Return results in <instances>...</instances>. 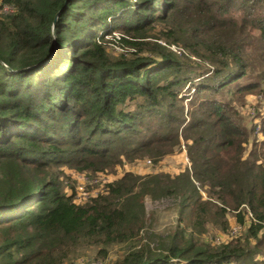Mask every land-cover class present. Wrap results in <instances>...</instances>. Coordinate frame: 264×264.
I'll return each instance as SVG.
<instances>
[{
  "label": "trees",
  "instance_id": "16d2710c",
  "mask_svg": "<svg viewBox=\"0 0 264 264\" xmlns=\"http://www.w3.org/2000/svg\"><path fill=\"white\" fill-rule=\"evenodd\" d=\"M249 95L264 98V0H0V264L114 246L109 264H264V115L234 105ZM181 142L175 178L126 172L82 204L66 192L64 168L157 163ZM168 197L175 226L147 234L144 199ZM227 215L250 216L244 234L203 241Z\"/></svg>",
  "mask_w": 264,
  "mask_h": 264
},
{
  "label": "rangeland",
  "instance_id": "374dc122",
  "mask_svg": "<svg viewBox=\"0 0 264 264\" xmlns=\"http://www.w3.org/2000/svg\"><path fill=\"white\" fill-rule=\"evenodd\" d=\"M113 36L114 38H117L118 35L117 33H114ZM111 37L106 38V41H110L108 43V49L116 55L120 54L121 50L111 44ZM234 105L236 106L239 114L246 118V120H251L253 122L254 119H256V122L260 123V118H258L256 115L258 112L259 115H264L263 97L258 95H249L246 96L244 104ZM256 136L260 141L263 139V136L259 132L256 133ZM251 141L252 139L249 140V145L245 148L246 152L244 157H246L250 150ZM188 169H190V161L187 156L186 143L181 142L180 148L178 150L172 154L164 156L157 163H153L152 160L148 158L136 159L132 163H124L120 167L118 166L114 171L100 173L97 175L77 173L73 170L64 168L66 177L65 184L68 186L66 188V192L68 195H71L72 192L69 186H73L76 203L82 204L88 201L90 198H95L96 196L104 193V186L106 184L113 182L126 172L140 176L159 173L175 178ZM196 187H198V185H196ZM198 192L200 194L201 201L208 200L206 194L201 189H198ZM179 200L180 199L175 197L163 198L159 201H151L149 198L144 199L146 219H148L150 223V227L147 229V234L157 238H165L167 232H169V230L176 224V208L180 203ZM226 220L229 226L228 232H223L220 230V228L212 226L211 223H208L206 234L202 236V240L215 245L230 241L233 238H239L244 234L245 226L250 222V216L247 215L244 218L245 225L236 224L235 218L232 217V215H227ZM159 243L160 240L155 239L151 245L152 247H157ZM123 252L124 251L122 247L114 246L108 252L107 257L102 259L100 256H97V249L87 248L78 251L69 262L66 261L64 264H74L80 262L85 264H109L118 258H121Z\"/></svg>",
  "mask_w": 264,
  "mask_h": 264
},
{
  "label": "built area",
  "instance_id": "2783aa9c",
  "mask_svg": "<svg viewBox=\"0 0 264 264\" xmlns=\"http://www.w3.org/2000/svg\"><path fill=\"white\" fill-rule=\"evenodd\" d=\"M7 13H9V10L7 8H4L3 14H7ZM74 264H85V263L80 262V263H74Z\"/></svg>",
  "mask_w": 264,
  "mask_h": 264
},
{
  "label": "water",
  "instance_id": "95a60500",
  "mask_svg": "<svg viewBox=\"0 0 264 264\" xmlns=\"http://www.w3.org/2000/svg\"><path fill=\"white\" fill-rule=\"evenodd\" d=\"M54 23H55V22H54ZM54 23H53V24H54Z\"/></svg>",
  "mask_w": 264,
  "mask_h": 264
}]
</instances>
